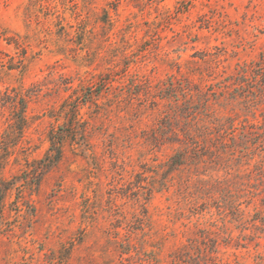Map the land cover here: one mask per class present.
Listing matches in <instances>:
<instances>
[{"label": "rangeland", "instance_id": "obj_1", "mask_svg": "<svg viewBox=\"0 0 264 264\" xmlns=\"http://www.w3.org/2000/svg\"><path fill=\"white\" fill-rule=\"evenodd\" d=\"M98 89L88 153L27 173ZM0 157V264H264V0H0Z\"/></svg>", "mask_w": 264, "mask_h": 264}, {"label": "trees", "instance_id": "obj_2", "mask_svg": "<svg viewBox=\"0 0 264 264\" xmlns=\"http://www.w3.org/2000/svg\"><path fill=\"white\" fill-rule=\"evenodd\" d=\"M101 94L102 91L100 89L95 92H87L79 98H69L61 105L59 116L63 117L64 121L59 126L49 130L47 134L49 143L47 151L42 158L28 163L29 169L27 173L33 172L37 175L40 171L43 173L55 168L63 159L66 144L73 145L83 156L88 153L91 146L87 138L88 126L87 122L81 116L80 111L86 105H97L96 101ZM13 103L14 113L11 127L15 134L21 135L27 126V107L24 99L17 98V96ZM5 160L6 158L3 159L0 157V174ZM185 162L184 152H178L171 157L170 167L176 169L177 167L184 166ZM26 183H28V179H23V177H14L12 180H3L0 178V211L8 192L14 187ZM196 244L197 242H191L189 245L183 246L182 251L174 253V262L177 264H194V262L198 261L197 259L202 258L203 253H201V249ZM184 252L185 255L182 256ZM194 257H197V259Z\"/></svg>", "mask_w": 264, "mask_h": 264}]
</instances>
